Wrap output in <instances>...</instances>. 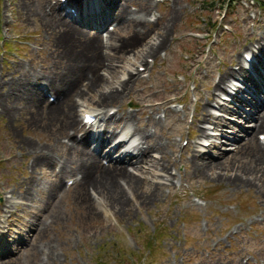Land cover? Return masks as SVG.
Masks as SVG:
<instances>
[{"label":"rangeland","instance_id":"1","mask_svg":"<svg viewBox=\"0 0 264 264\" xmlns=\"http://www.w3.org/2000/svg\"><path fill=\"white\" fill-rule=\"evenodd\" d=\"M54 1L0 0V264H264V130L245 119L249 106L245 114H233L237 103L223 109L227 97L215 89L264 41V7L252 0H119L126 14L96 36L91 16L98 9L88 2L86 19L73 24L96 37L87 47L58 27L67 11L50 8ZM164 27V43L145 53ZM48 76L77 88L51 115L47 108L59 96L41 84ZM122 82V99L102 110L93 105ZM17 84L38 94L23 95ZM259 96L264 111V89ZM9 102L16 116L6 114ZM70 106L79 126L91 110L101 114L100 131L110 114L120 118L109 131L130 138L133 156L146 150L142 158L119 166V155L108 159L93 141L88 150L96 149L101 166L124 167L142 195L152 188L149 202L121 175L113 183L128 199L126 212L95 186L80 187V163L71 155L81 152L75 147L84 131H71ZM221 119L228 122L223 134L214 127ZM134 128L144 138H131ZM156 143L162 155L150 149ZM41 157L49 162L40 166Z\"/></svg>","mask_w":264,"mask_h":264},{"label":"bare ground","instance_id":"2","mask_svg":"<svg viewBox=\"0 0 264 264\" xmlns=\"http://www.w3.org/2000/svg\"><path fill=\"white\" fill-rule=\"evenodd\" d=\"M91 4V7H96L98 10L94 12V16H91L90 13L86 12V16H91V18L95 22V30L97 32L96 36H98V33L103 31L105 27H108L109 22L116 23L120 21L126 14L127 10L125 9L126 4L120 2L119 0H66L65 2L61 3L57 0L54 1V3L49 5L50 8H63V11L69 10L73 11L74 13L79 12L78 17L72 16L71 12H67V14L64 16L58 15L57 25L58 27L65 29V36H72L76 35L78 37H81L85 40V44L87 47L91 45V47H94L96 43V37H92V39L84 34L78 27L73 26V24H79V21H82L83 19H86L84 17L82 10L84 6L87 3ZM114 5H115V11H114ZM61 8V9H62ZM89 8V7H88ZM172 17V15H171ZM65 18H68L69 21ZM116 21V22H115ZM171 21V18L168 22ZM136 27H141L139 23L136 24ZM166 27L162 28V31H164ZM160 42L158 44H148L145 43V45L148 47L144 50L145 53H154L155 50L160 47L165 39H166V32L164 31L161 35L159 34ZM256 51H259V54H256ZM264 41L263 40H256V45H253V49L247 53L248 56L253 58V62L251 64H244L246 62L239 63L240 69L239 72L230 71L223 75L222 78L219 79V81L216 84L215 89H219V91L225 92V95H228L230 97V102H225L223 109H225L227 112H231L230 108L228 106H235V103L239 105L237 108V112H233V114H238V112H241L245 114V109H243V106H249L251 113L248 115H245V119H254L255 125L254 128L256 130H264V111H260V108L262 107V103L259 102L258 98L263 93L264 85L263 87L260 86L263 82L261 79L264 77ZM248 66V71H246V67ZM260 75V78L257 77V75ZM237 77V78H235ZM36 79L38 77H35ZM42 78V77H41ZM261 81V82H260ZM228 82V83H227ZM41 84L47 89V91H52V93L57 94L59 96V100L56 102V104H50L47 108L49 111L48 115H51V111L60 109V103L62 100L67 99L71 92L75 93L76 89V82L73 83L72 80H68L67 78L61 77V79H54L51 77H43L41 80ZM17 86L20 88L17 91H21L23 95L28 94H36L37 92L33 91L31 88H29L27 85L25 87L20 86L17 84ZM127 83L122 82L121 83V89H116V91H107L103 92L102 94H99L96 98V101L93 103V105L101 106V110L105 109L106 106L105 103H114L118 99H122L121 96L124 91L127 90ZM256 87V88H255ZM11 88V87H10ZM13 88H11L12 90ZM79 90V89H78ZM242 93H246L247 96H243ZM38 94V93H37ZM13 95V94H12ZM11 95V96H12ZM17 97L22 98V95L19 96L18 93L16 94ZM11 96L8 97L9 99ZM16 97V98H17ZM30 102L34 103L33 98H30ZM39 100L43 101L44 98L42 96H39ZM14 103H10L6 109V114L11 113L12 116H16V111L14 109ZM203 113H206V110L203 108ZM91 113L96 114V111L91 110ZM54 113V112H53ZM69 126L72 127L71 131H79L82 128L83 135L80 137V139L77 141V147L76 149H79L81 152H77V154H72L71 158H75L80 166V174L81 177L79 181L77 182L81 186L86 185H93L95 188L101 192L106 198L108 197L114 206H117L118 212H126L127 209V202L128 199L124 192L120 190L114 183L113 180L116 178V175L124 176L125 179H127V182L132 185L135 190L137 191L139 196L138 198L141 200V203H147L149 202L153 195L154 190L152 188H146L147 193L142 195L143 190L145 189L143 186H140V183L135 178L129 176L127 172L125 171L124 167L110 169L104 166H101L96 159V149L95 150H88V142L93 141L97 145V149H105V157L110 158L112 155L120 154V156H123L124 158H117L118 160H115V163H117L119 166H121L125 162H129L130 164H133L132 162H135L142 158V156L146 153V150L140 149L138 150L137 154L138 157H135L130 153V151H127V142L126 139L118 141L116 143L117 135L115 129L112 131H109V125L112 124V122H115V125L119 127V122L121 121L118 117L117 119L114 118L115 114L107 116L105 119V125L104 128L96 134H93L91 129H88L89 126H79L77 119L74 116L73 113V106H70L69 108ZM44 115V114H43ZM99 116V115H98ZM12 119V117H11ZM202 120H206L204 115L201 116ZM13 120V119H12ZM86 126V128H84ZM228 126V122L226 120H218L217 124L214 126L215 128H218V132L223 134L226 132V127ZM252 131V130H251ZM251 134V137H253V131ZM133 136H140L144 138L145 132L142 131L140 128H134L131 133V138ZM115 143L113 144V142ZM128 148L133 149V146H129ZM150 149H153V151H157L159 153H162V146L156 143L153 145ZM149 151V150H148ZM81 154V155H80ZM66 156V155H65ZM163 160V157L161 156V161ZM46 162H49L45 157H41L37 164L40 166L45 164ZM139 163V162H137ZM134 163V164H137ZM164 164L161 165V171H166L167 167ZM262 165V163H261ZM217 166V165H215ZM202 169H205L204 171H208L210 168H212V164H205L202 163L200 165ZM64 169L60 170L57 173V176H62L64 174ZM71 172V171H70ZM239 180H241L239 178ZM34 183V180L32 182ZM56 188L54 187V190ZM30 191V189H29ZM28 191V192H29ZM2 230H0L1 232ZM7 232H9L7 230ZM3 234V233H2Z\"/></svg>","mask_w":264,"mask_h":264},{"label":"trees","instance_id":"3","mask_svg":"<svg viewBox=\"0 0 264 264\" xmlns=\"http://www.w3.org/2000/svg\"><path fill=\"white\" fill-rule=\"evenodd\" d=\"M218 1H220L221 2V4H224L225 3V1H227V0H218ZM258 3L259 2H261V3H263L264 4V0H256Z\"/></svg>","mask_w":264,"mask_h":264}]
</instances>
